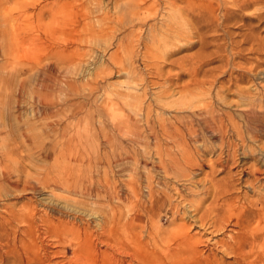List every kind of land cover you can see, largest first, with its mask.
<instances>
[{"label":"rangeland","instance_id":"1","mask_svg":"<svg viewBox=\"0 0 264 264\" xmlns=\"http://www.w3.org/2000/svg\"><path fill=\"white\" fill-rule=\"evenodd\" d=\"M233 1L0 0V218L8 207L27 208L23 213L76 222L90 241L108 234L87 251L101 252L97 264H162L160 241L181 226L211 244L220 239L200 228L191 207L204 196L212 162L226 154L198 157L199 167L185 177H167L161 166L168 157L154 149L162 129L199 114L185 103L193 94L204 91L202 105L228 109L239 125L242 106L260 98L264 65L250 73L257 56L245 39L254 28L264 44V3L240 9ZM249 147L254 161L240 150L228 175L215 169L216 179H230L232 199L264 193L249 170L255 164L264 171V135ZM45 174L72 190L41 184ZM247 200L241 206L251 211ZM60 244L56 237L45 241L51 261L44 264L70 263L68 238ZM57 250L63 254L55 256ZM217 260L235 264L223 254Z\"/></svg>","mask_w":264,"mask_h":264},{"label":"bare ground","instance_id":"2","mask_svg":"<svg viewBox=\"0 0 264 264\" xmlns=\"http://www.w3.org/2000/svg\"><path fill=\"white\" fill-rule=\"evenodd\" d=\"M261 3H264V0H235V2L233 1L234 6L240 9H247L251 7L252 5L261 4ZM136 8H137V4H136ZM254 30H255L254 28H249L247 30L249 31L248 32L249 34L246 36V39H245L246 44L250 45L249 52L257 56L255 60L256 66L252 68L250 67L251 68L250 73L254 69L258 68L257 65L258 66L264 65V59L263 60L261 59L262 58L261 56L264 55L263 54L264 44L261 45L259 43L260 38L258 36L256 37V35L253 34ZM250 63L252 64V62ZM199 86L201 87V89L204 88V85H202L201 82ZM257 90L260 93V96L258 95L260 98L254 99V100L250 98L249 101L242 106V115H241L242 124L240 123L241 125L238 124L239 122L238 123L236 122L237 120L235 121L231 112H229L228 109L226 108L222 109V108H217V107L213 108V106L202 105L203 101H205L204 98L206 96V93L202 91L201 96L200 94H193L190 96V99L188 100V102H185L191 108H195V109L198 108L199 114L196 113V114L191 115L185 123L178 121V123L179 122L183 123L179 127L177 126L165 127V129H162L163 130L162 138H160V136L159 137L155 136L156 137L155 138L154 137L155 134L154 133H153L154 135L152 134L153 138H155V149L154 150H156L157 152L156 154L166 155L169 159V160L168 159L164 160L161 166L164 174L167 177H170V176L178 177L180 176V174L182 175V177H185L184 174H186L187 171H191L192 168L199 167L198 157L200 158L201 156H207L209 154L216 152L217 150L221 156L226 154L225 161H221L220 158H218L217 160L212 162L211 171L209 174H207V177L209 178L208 185L204 187V190H203L204 196L202 197V199L200 198L201 199L200 201L196 200L198 201L197 203H194L196 202L195 200L194 202H190V204L191 203L196 204L195 206L193 205L191 208L194 210V214L197 215V222L200 223L199 224L200 228L203 227L204 229H206L209 235H212L214 238L216 237H221V238L217 240L214 239L215 241L213 240L211 244L205 239L203 240L202 238L198 236H193L194 234L192 235L189 234L188 228H185V226H181L179 231L174 232L172 234H166L165 237L161 239L160 243L163 249L161 251L162 252L161 256L159 257L160 259L159 258L158 259L162 261V264H208L210 261V258L213 259L212 261L217 262L218 261L217 257L219 256V254H223L225 257L234 258L235 264H264V193L262 195H259L261 194V192L258 191V189L255 190L256 188L255 187L253 189L255 190L254 192H258V195H259L258 199L255 198L256 200L252 199L248 201L246 195L244 199H241V198L232 199L230 197L232 195L231 193L232 191L230 192V190L228 189V183L230 179L226 177L221 178V179H216L217 177L215 176V174L217 173L215 169L217 167L222 168L218 172L220 174L226 173L228 175V173H230L231 168L229 164L231 162L236 161L237 154L240 150L244 151L243 153L245 155L244 159H247V160L250 159L254 161V158L252 156H254L255 152L251 150L252 145L250 146L251 147L250 148L249 144L257 142L258 139H260L261 136L264 135V87L258 84ZM199 105L202 107H200ZM146 112H148L147 109H146ZM207 135H211L213 139H216V141L212 142L211 140L207 139ZM136 136H137L136 137L137 140H139L141 137L139 133ZM162 140H165V142L168 144L166 146V149H164L163 148L164 146H162ZM170 145L172 146L171 148L175 149V151L177 152L176 156L173 155L171 151L172 149L167 148ZM196 145H199V146L197 147ZM246 148L248 149V152L245 151ZM262 150L264 151V148H262ZM173 156L175 158H173ZM40 168L42 169L41 166ZM249 170L251 171L250 174L253 180L251 181L252 183L256 182V184L259 183L258 185H260L261 183L264 182V178L260 179V177H263L264 171L258 168L257 165L252 164ZM43 173H41V175ZM46 176H45L46 179L45 180L43 179L44 181H41L42 178L40 179L41 184L42 182L43 183L45 182L46 185H48L49 187L52 185L53 187L59 188V189L61 188L71 189L72 184H70V182L68 183L66 179H65L66 182L62 183L60 178H58L59 181L57 182L56 180H53V178H48L49 175H46ZM62 179H63V176H62ZM40 181L38 180V182ZM25 187H28V186L26 185ZM151 193L152 192H150V194ZM180 194L178 195L180 196L181 199H183L182 197L184 196H181ZM208 199L210 200L212 199V201L209 202L210 203L209 206H205L206 201ZM245 199L248 201L247 206H249L252 209L251 211H248L246 207L241 206L242 201ZM126 208L128 209V207ZM133 208H136V207L133 206ZM25 209L27 210V208ZM25 209H23L24 210L23 212L26 211ZM130 210L131 212L133 211L132 209ZM193 210H191L190 212H192ZM7 211H9L7 212L8 213L7 218L5 217L2 218L3 215L0 218V264H44V260L49 257V253L45 249L44 243L45 241H47V239L51 237L58 238V241H60V243L62 244V245L60 244V246H63V243H65V239L68 238L69 247H71V249L74 251V258L72 260L69 259L70 260L69 264H97L98 263L99 256H100L99 254L101 253L99 252V250H96V248L94 247L95 248L94 254L92 253L91 255H89L87 253L88 250L92 249L93 247L92 244H94L95 241L97 243L104 239L103 238L101 240L102 237L97 236L98 234L94 236L95 238L93 237L94 240L90 241L86 235L87 233H85L79 226H77V224H75L76 222L71 223V222H66L63 220L53 221L46 215L41 216L33 212L23 213L21 211V213H17V212H14V210L11 209V207L10 208L8 207ZM180 211L181 210L178 208H176L175 210L178 216L180 215ZM179 217L181 218L182 215ZM80 222H82L81 219H80ZM20 226L22 228H20ZM121 226L124 227V225H121ZM120 230L121 229H119V231ZM124 231H126V229ZM124 231L123 233H126ZM102 233H105V232H102ZM105 235H107V238H108L106 239L105 237V239L110 240L108 237V234H105ZM69 236H71L72 239H70ZM126 236L128 237V234ZM127 240L129 239H126L125 241ZM130 243L131 242L129 241V244ZM133 243L135 244L136 242H133ZM153 243H154V246L158 248V244L157 242H155V240ZM115 244H116V241H115ZM124 245H126V243ZM58 246H59V243H58ZM202 249H206V251L204 252L206 253L208 252L209 254L207 256L203 255L205 253L203 254L201 253L203 252ZM103 252L104 251H102V253ZM62 254L63 253L58 252V253H55L54 255L58 257ZM153 254H155V252H153ZM131 255L132 254H130V256ZM212 261L210 262L212 263ZM222 262L223 261H221V263ZM63 263L59 262L57 264H63Z\"/></svg>","mask_w":264,"mask_h":264}]
</instances>
